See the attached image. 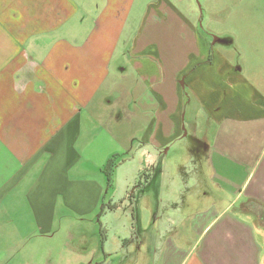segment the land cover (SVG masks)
Listing matches in <instances>:
<instances>
[{"label": "crops", "instance_id": "0c3cea01", "mask_svg": "<svg viewBox=\"0 0 264 264\" xmlns=\"http://www.w3.org/2000/svg\"><path fill=\"white\" fill-rule=\"evenodd\" d=\"M204 12L217 31L172 0H0V264H264V0H208ZM128 75L136 84L113 80ZM127 89L148 93L130 146L162 184L151 197L148 173L139 218L101 242V226L80 222L113 187L82 162L91 120L138 114ZM186 114L212 133L196 138L184 184L162 191ZM133 198L102 209L127 212Z\"/></svg>", "mask_w": 264, "mask_h": 264}, {"label": "rangeland", "instance_id": "374dc122", "mask_svg": "<svg viewBox=\"0 0 264 264\" xmlns=\"http://www.w3.org/2000/svg\"><path fill=\"white\" fill-rule=\"evenodd\" d=\"M206 2H208V0H172V3L177 6L183 13L188 12V14H190V12L193 11V19L196 21L197 26L202 27V29L205 30L208 29L207 26L210 25L211 27L216 28L215 31H217V29L219 28L216 25V21H210V17L207 13L204 12ZM212 35L215 39L216 33H213ZM135 78L136 76L128 75L127 77H125V79L116 77L113 80L115 81V83L120 84L121 88L123 86L127 88V85L136 84V80H134ZM143 91L145 90H141L139 92H133L128 89L125 90L124 97H128L133 94L135 95L136 93L140 94V104L138 106L139 111H137L138 114H135V117H133L131 114H125V119L124 121L122 120L123 122H114L108 120V117L106 116L107 112L102 111L104 113V116L100 113L102 115L101 121L91 120L90 124L98 126V128L88 138L91 143H93H90L88 146V154L86 153L87 160H83L82 162L84 163V166L88 168L87 173L85 174V177H87V179L99 178L100 176H102V178L104 179L103 175H100L101 172H99V169H97L96 167L97 165H103L104 167L108 159L110 158L109 154L112 151L119 152L122 156L121 152H123L124 154L128 151L135 150V148L131 149V147L133 146H130V144L132 140L134 141V137H136L135 141L141 139L142 133L144 132L145 127H147L151 116L149 106H146V108H142L144 104H147L145 98L146 96H148V93L146 94ZM189 123V114H186L184 121V126L186 128L184 129L185 137L180 138V140H178L176 143L171 144L169 147L165 148V150L167 151V154H165L164 156L165 176H163V180L165 182V185L163 184L162 191L165 189H170L171 187H174L176 189L175 185L182 186L184 184V178L181 174L182 168L185 169L192 167L193 169H195V165L193 164L191 159L193 157L192 152L194 150H199L197 143L198 140L196 138L202 139L207 134L209 136L212 133L213 128L206 122L205 117H199L198 126H196L195 128L191 127ZM169 148L170 150H168ZM135 154H137L135 159H129V161L124 163L122 169L118 170L113 175V188L105 192V198L102 200V205L98 206L99 209L97 208L98 210L95 211L97 217H95L96 214L93 216V213H91L87 216H84V220L82 222L79 221L80 223H83L86 228L96 225L98 226V228H100L101 226L104 229L102 234L101 232H99L98 240H102L101 242L105 241L106 237H108V234L109 243L116 242L118 237L123 236L122 232L124 230L126 233L128 231L127 229H130V225L135 222V218H139L141 207L140 199L143 191L139 183L143 182L146 174L151 173V175L153 176V181L151 182V194L153 193V195L150 196L155 197L157 195V191H160V185L162 184V182L161 179L159 180V172H154V170H152V172L145 171V158L140 152L137 153L136 150ZM125 157L126 156H124V158ZM191 176L192 175L188 176L189 180L191 179ZM190 183L192 184V180L190 181ZM149 187L150 184L146 183L145 189L149 190ZM127 191H129V193L134 192L135 196V200L134 198L131 200L128 199V202L126 204L128 205V209H126L127 212H124V209H121V211L119 212H109L108 207H104V209H102L103 206H109L110 203H117L118 205H121L122 208L125 207V203L123 202L122 204H120L121 202L119 201L123 200L126 197ZM155 207L156 204L153 205V208ZM167 208L169 207H164L163 211H167ZM102 212L104 213L102 214ZM136 224L138 227V222H136ZM38 264L76 263H72L71 258L66 255V257L59 260H56L54 257L53 259H45L43 263L40 262Z\"/></svg>", "mask_w": 264, "mask_h": 264}, {"label": "trees", "instance_id": "16d2710c", "mask_svg": "<svg viewBox=\"0 0 264 264\" xmlns=\"http://www.w3.org/2000/svg\"><path fill=\"white\" fill-rule=\"evenodd\" d=\"M122 158L123 157L119 154H113L108 159L106 165L102 168L103 173H104L110 187H112L113 175L115 174L118 166L122 163ZM141 184H142V182L139 183V185H141ZM116 206H118V205H110L109 208L115 209Z\"/></svg>", "mask_w": 264, "mask_h": 264}]
</instances>
